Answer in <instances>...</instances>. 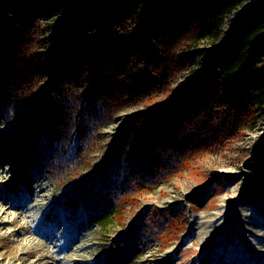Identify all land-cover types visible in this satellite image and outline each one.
<instances>
[{
    "label": "rangeland",
    "instance_id": "1",
    "mask_svg": "<svg viewBox=\"0 0 264 264\" xmlns=\"http://www.w3.org/2000/svg\"><path fill=\"white\" fill-rule=\"evenodd\" d=\"M76 1L0 0L1 126L14 131L15 142L23 134V148H38L36 153L30 152L32 160L22 168L28 172L35 166L52 188L64 189L46 199L50 189L44 186L25 193L28 201L23 210L30 216L41 215L39 202L47 206L64 203L53 208L65 212L63 224L54 227L55 219L51 218L44 227L36 222L30 225L39 226L42 237L48 238L50 247L43 253L50 256L66 244L69 249L60 254H72V263L63 260L59 264H264V113L254 112V122L226 151L191 162L178 175L155 185L146 180L132 186L122 182L124 172L139 170L127 159L132 157L134 146L129 134L134 138L152 129L154 111L197 90L203 69L211 61H220L218 54L196 57L169 94L110 77L125 99L134 101L108 117L100 131L92 132L88 147L79 146L77 135L66 140L46 129L42 119L53 109V101L66 99V95L82 103L87 91L98 88L99 71L133 66L146 48L144 44L130 45L123 38L114 41L108 35L81 48L69 29ZM257 1L237 0L219 35L206 38L199 47L211 49L226 41L235 22ZM26 18L38 23L40 43L35 56V95L23 105L8 99L5 42L16 24ZM3 170L0 165V173ZM3 187L0 185V200L11 207L6 217L9 220L18 215L16 205L24 198L15 199ZM14 228L8 226L3 232ZM27 236L32 237L30 233ZM0 245V261L5 264L10 256L11 264H34L41 254H22L9 237L0 239ZM94 254L102 259L93 260ZM24 258L28 259L25 263ZM44 262L56 264L53 258Z\"/></svg>",
    "mask_w": 264,
    "mask_h": 264
},
{
    "label": "trees",
    "instance_id": "2",
    "mask_svg": "<svg viewBox=\"0 0 264 264\" xmlns=\"http://www.w3.org/2000/svg\"><path fill=\"white\" fill-rule=\"evenodd\" d=\"M78 1L69 29L81 48L94 45L103 35L146 48L133 66L99 71L98 88L87 91L82 103L66 95L53 101L42 123L55 137L68 140L77 135L79 146L88 147L91 133L134 101L125 99L112 76L169 94L196 57H220L203 69L197 90L152 113V129L134 138L129 134L134 146L127 159L139 170L124 172L122 182L132 186L146 180L155 185L178 175L189 163L226 151L254 122V112L264 113V0L253 3L235 22L231 36L211 49L199 45L219 35L237 0ZM39 35L38 23L26 18L5 42L10 101L24 105L35 95Z\"/></svg>",
    "mask_w": 264,
    "mask_h": 264
},
{
    "label": "bare ground",
    "instance_id": "3",
    "mask_svg": "<svg viewBox=\"0 0 264 264\" xmlns=\"http://www.w3.org/2000/svg\"><path fill=\"white\" fill-rule=\"evenodd\" d=\"M1 125L2 123L0 122V165H3L5 170L0 173V185L6 187L7 192H10L15 199L20 200L21 198H24V202L16 205L17 207L15 206L19 211L18 215L8 220L6 217L8 216V209L11 207L8 208V205L6 207V202L4 200H0V239L9 237V240L13 246H20L22 254L27 253V255H35L38 252L41 253L34 260V264H47V262L44 261L49 258H53L56 261V264L62 263L63 260L72 263V254H68L66 252H64L62 255L60 254L61 250H65V248L69 249L66 244H64V247L54 249L50 256L46 253H43L45 247H50V243L48 242V238L42 237V232H40L42 229L39 227L46 226L51 218L55 219L54 227L63 224L62 220L65 218V212L61 211L60 209L55 210L53 208L59 207L64 203L58 201L50 206H47L46 202H39L38 205H41V207H39L40 209L38 210H41L39 212L41 215L30 216L27 215L23 210L26 202L28 201L27 195L25 194L26 192L34 191L37 187L44 186L45 189H50V194L48 197H44L46 199L62 194L64 189L52 188L51 184L47 180H44L42 173L35 170V166L32 167L31 171L28 172L26 171L28 169L25 170L22 168V166H25L32 160L30 152L36 153L38 148L35 146L30 150L23 148L20 146V142H24V140H26L24 135L21 133L19 141L15 142L12 138L14 131L8 132ZM42 163L45 165V159H43ZM32 180H34V182H31ZM26 181H29V183ZM4 187L2 189H4ZM13 190L15 191L13 192ZM39 194L40 193H38V195ZM31 198L33 199L34 197ZM21 220L24 221V224H21ZM33 222H36L39 226L32 228L30 225ZM11 225H15V228L11 231L6 230L3 232L4 229H8V226ZM48 230L53 229L49 228ZM28 233L32 235L31 238H28ZM92 259L98 262L99 259H102V257L94 254ZM26 260L28 259L26 258ZM26 260L24 258L23 263H25ZM11 263L12 257L10 256L8 264ZM0 264L5 263L0 261Z\"/></svg>",
    "mask_w": 264,
    "mask_h": 264
},
{
    "label": "built area",
    "instance_id": "4",
    "mask_svg": "<svg viewBox=\"0 0 264 264\" xmlns=\"http://www.w3.org/2000/svg\"><path fill=\"white\" fill-rule=\"evenodd\" d=\"M76 2H77V7H78V6H79V1L77 0ZM77 7H76V8H77Z\"/></svg>",
    "mask_w": 264,
    "mask_h": 264
}]
</instances>
